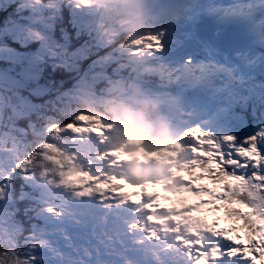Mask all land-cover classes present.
Instances as JSON below:
<instances>
[{"label": "snow or ice", "instance_id": "6c2138e0", "mask_svg": "<svg viewBox=\"0 0 264 264\" xmlns=\"http://www.w3.org/2000/svg\"><path fill=\"white\" fill-rule=\"evenodd\" d=\"M190 7L186 28L173 31L166 17L134 42L146 49L144 71L183 101L179 131L192 158L180 182L162 184L164 196L155 188L125 191L66 169L56 157L36 164L34 153H17L0 163V264H124L143 243L136 233L156 239L149 224L168 219L178 227L164 228L161 237L172 242L154 249L149 264H264V0ZM52 8L51 0H20L0 33L20 45L0 57L9 65L0 72V134L22 117L53 114L58 72L76 77L84 61L85 74L117 63L116 49L101 37L78 29L64 40L46 28L39 10L46 16ZM158 209L169 215H156ZM219 212L230 228L209 223L207 214Z\"/></svg>", "mask_w": 264, "mask_h": 264}, {"label": "rangeland", "instance_id": "374dc122", "mask_svg": "<svg viewBox=\"0 0 264 264\" xmlns=\"http://www.w3.org/2000/svg\"><path fill=\"white\" fill-rule=\"evenodd\" d=\"M8 46L9 44H5L1 46L0 52H5ZM62 93H65L64 90H62ZM81 98L82 101H85L87 96L83 95ZM60 114L61 117L63 118L65 117L64 111H62ZM84 114H85L84 112H80L78 114L77 125H83L82 119L84 118ZM50 118L51 115H48L43 118L40 116L33 115L31 119L22 117L17 121V124L14 129H11L7 132H4L3 134H0V163L8 165L10 162H12L13 160V157L11 156L13 153L12 147H15L17 144H19L20 146V150L18 153L21 156H23V154L26 152L29 153V150L32 151L30 145L27 146L24 143V139H29L30 135L34 136V133L37 132H40V134H44V135H47L48 132H51V126H53V124L50 121ZM40 123H43V125ZM37 124L40 125L38 126ZM168 129L169 128L167 127L166 124L161 127L154 128L155 131L159 132V130H162L164 133H168ZM176 139H177L176 142H181V143L185 142L184 138H176Z\"/></svg>", "mask_w": 264, "mask_h": 264}, {"label": "trees", "instance_id": "16d2710c", "mask_svg": "<svg viewBox=\"0 0 264 264\" xmlns=\"http://www.w3.org/2000/svg\"><path fill=\"white\" fill-rule=\"evenodd\" d=\"M1 2V0H0ZM16 10H11L8 8V6H4V5H1L0 4V29L4 26H6L8 24V22L11 20V19H14V14H15ZM3 32V28H2V31L0 30V33ZM3 41V38H0V43ZM4 41L7 42V38H4ZM13 43V42H12ZM15 44V43H13ZM12 44V45H13ZM61 79L63 78V80H66L67 75H62V76H59ZM105 92L103 90H100L98 92L99 95H102L104 94ZM70 102L66 99H63V100H59L57 99V102L56 104L53 106V110H52V113L53 114H49L51 115V118H50V121L52 122V124L56 121V120H59V119H64V120H67L72 116H74L76 114V110H73L71 107H66L67 110H65V117H61V112L63 111L61 108L63 106H67V104H69ZM43 125V123H42Z\"/></svg>", "mask_w": 264, "mask_h": 264}, {"label": "bare ground", "instance_id": "6f19581e", "mask_svg": "<svg viewBox=\"0 0 264 264\" xmlns=\"http://www.w3.org/2000/svg\"><path fill=\"white\" fill-rule=\"evenodd\" d=\"M17 1V0H16ZM87 21H91L93 24L96 22L97 15L94 16V19L90 20L89 17H85ZM4 30V28H3Z\"/></svg>", "mask_w": 264, "mask_h": 264}]
</instances>
